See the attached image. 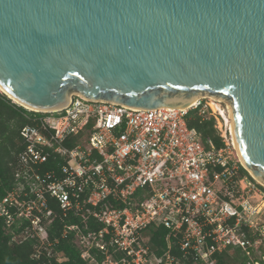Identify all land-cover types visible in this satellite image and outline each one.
I'll use <instances>...</instances> for the list:
<instances>
[{"label": "built area", "instance_id": "1", "mask_svg": "<svg viewBox=\"0 0 264 264\" xmlns=\"http://www.w3.org/2000/svg\"><path fill=\"white\" fill-rule=\"evenodd\" d=\"M191 111L215 120L221 147L188 126ZM31 112L0 219L11 244H32L34 259L65 263L67 241L84 264H216L231 247L264 263L262 185L241 173L210 99L140 109L73 95ZM150 228L168 230L161 254Z\"/></svg>", "mask_w": 264, "mask_h": 264}, {"label": "water", "instance_id": "2", "mask_svg": "<svg viewBox=\"0 0 264 264\" xmlns=\"http://www.w3.org/2000/svg\"><path fill=\"white\" fill-rule=\"evenodd\" d=\"M0 86L48 110L219 99L264 183V0H0Z\"/></svg>", "mask_w": 264, "mask_h": 264}, {"label": "trees", "instance_id": "3", "mask_svg": "<svg viewBox=\"0 0 264 264\" xmlns=\"http://www.w3.org/2000/svg\"><path fill=\"white\" fill-rule=\"evenodd\" d=\"M34 113L18 105L6 94L0 93V202L13 185V176L18 154L23 149V140L20 130L30 123L29 118ZM188 126L194 128L201 135L202 140L212 139L216 146H222L220 137L214 129L215 120L205 119L198 111H191L187 117ZM241 173L248 176L249 172L243 167ZM254 181V180H253ZM263 191L264 188L260 187ZM154 248L161 254L166 249V237L168 230L165 228H150L146 231ZM175 255H179L176 240H173ZM68 260L63 264H84L76 247L67 241H62L59 246ZM33 246L31 243L15 245L10 243V238L4 231V222L0 219V264H46L33 258ZM216 264H252L248 261L242 249L229 248L223 253L214 256ZM264 264V263H262Z\"/></svg>", "mask_w": 264, "mask_h": 264}, {"label": "bare ground", "instance_id": "4", "mask_svg": "<svg viewBox=\"0 0 264 264\" xmlns=\"http://www.w3.org/2000/svg\"><path fill=\"white\" fill-rule=\"evenodd\" d=\"M0 93H3V94H6L8 97H10L11 99H13L16 103H18L19 105L25 107L26 109L28 110H31V111H37V112H42V111H51V110H48V109H38V108H34V107H31V106H28L26 105L25 103H22L20 100L16 99L15 97H13L12 95H10L5 89H3V87L0 86ZM208 99H210V101H212V106L214 108L215 111H217L223 121H224V124L226 125L227 128L231 129L232 131V124H231V117H230V105L226 102H223L219 99H214L212 97H209ZM227 104L226 105V108H223V106H221L220 104ZM232 135H233V131H232ZM233 139H234V136H233ZM234 145L236 147V144H235V141H234ZM237 150V148H236ZM237 154L242 162V164L244 165V167L246 168V170L249 172V174L253 177V179H255V181H257V183H259L260 185L264 186V183L262 181H260L253 173V171L249 168L246 167V165L244 164V162L242 161L239 153H238V150H237Z\"/></svg>", "mask_w": 264, "mask_h": 264}, {"label": "rangeland", "instance_id": "5", "mask_svg": "<svg viewBox=\"0 0 264 264\" xmlns=\"http://www.w3.org/2000/svg\"><path fill=\"white\" fill-rule=\"evenodd\" d=\"M18 104V103H17ZM19 105V104H18ZM221 106H223V108H226L225 106V104L223 103V104H220ZM26 109V108H25ZM46 112V111H45ZM220 115V114H219ZM224 122V121H223ZM224 126H225V124H224ZM249 180H251V179H248V181ZM259 186H260V184H258ZM260 187H263L264 188V186H260ZM262 191V190H261ZM262 193L264 194V191H262ZM263 252H264V249H263Z\"/></svg>", "mask_w": 264, "mask_h": 264}]
</instances>
